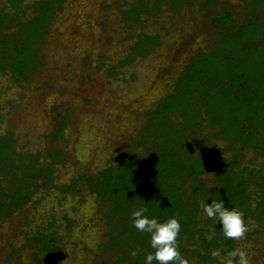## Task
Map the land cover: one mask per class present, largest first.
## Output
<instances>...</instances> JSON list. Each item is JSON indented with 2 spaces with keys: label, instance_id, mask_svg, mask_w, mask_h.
Wrapping results in <instances>:
<instances>
[{
  "label": "trees",
  "instance_id": "1",
  "mask_svg": "<svg viewBox=\"0 0 264 264\" xmlns=\"http://www.w3.org/2000/svg\"><path fill=\"white\" fill-rule=\"evenodd\" d=\"M7 1L13 11L0 9V74H9L22 86L41 70L39 47L65 0H37L31 5L33 16L26 21L16 13L23 12L22 1ZM195 1L135 0L120 11L121 20L129 28L140 25L143 29V17L161 12V5L177 13ZM240 1L245 10L242 17L218 0H204L203 8L209 10L207 22L215 32L213 45L188 59L173 91L147 113L140 139L118 149L117 163L111 160L97 174L75 177L60 188L62 195L76 194V187L84 183L96 195L111 230L107 247L115 252V259L110 264H145V255L152 251L148 235L131 223L132 211L140 207H147L145 215L160 222L179 218L181 255L192 254L202 263L215 260L214 250L227 255L235 248L219 222L206 218V226L199 224L202 202L222 200L225 207L242 211L247 224L250 219L264 220V182H255L248 167L239 170L241 150L250 149L264 157V0ZM127 38L135 41L120 65L143 58L160 46L157 35L143 31ZM109 74H116L114 68ZM69 118L67 112L50 134L52 141L64 135ZM212 138L227 142L225 151L231 153V159L208 182L204 175L209 166L199 151L209 147ZM15 145L10 132L0 136V218L25 206L38 181L44 187L57 188L54 167L66 162L57 148L48 151V162L42 165L41 153L20 154ZM256 176L264 181L260 173ZM252 185L261 189L255 199ZM32 240L48 256L57 244L54 233ZM133 249L141 254L132 257Z\"/></svg>",
  "mask_w": 264,
  "mask_h": 264
},
{
  "label": "rangeland",
  "instance_id": "2",
  "mask_svg": "<svg viewBox=\"0 0 264 264\" xmlns=\"http://www.w3.org/2000/svg\"><path fill=\"white\" fill-rule=\"evenodd\" d=\"M21 1L23 12L16 13L26 21L33 16L31 5L37 0ZM134 1L65 0L39 47L41 70L22 86L9 74H0V136L10 132L20 154L41 153L42 165L53 148L66 156L65 164L54 167L57 188L38 181L25 206L0 218V264H35L36 260L41 264H110L115 259V252L107 247L111 232L107 213L96 195L84 183L76 187V194L62 195L60 188L75 177L97 174L111 160L117 163L118 149L140 139L147 113L173 91L188 59L199 50L207 51L215 40L204 0L177 13L161 5V12L143 17V29L140 25L129 28L121 20L120 11ZM218 3L240 12V17L245 15L240 0ZM2 8L13 11L7 0H0ZM140 31L157 35L160 46L120 65L135 41L128 40V35ZM110 68L115 75L109 74ZM67 112L70 118L64 135L52 141L50 134ZM226 144L212 138L209 147L199 151L209 166L204 175L208 182L231 159ZM241 153L239 170L248 167L255 182L263 183L256 175L264 177V157L250 149ZM258 189L251 186L253 199ZM198 218L206 226L203 211ZM248 224L250 230L244 239L234 240V247L248 254L250 264H264V220L250 219ZM50 233L57 244L48 256L39 252L41 244L32 239ZM226 257L220 254L212 263H202L192 254L185 256L189 264H224Z\"/></svg>",
  "mask_w": 264,
  "mask_h": 264
},
{
  "label": "clouds",
  "instance_id": "3",
  "mask_svg": "<svg viewBox=\"0 0 264 264\" xmlns=\"http://www.w3.org/2000/svg\"><path fill=\"white\" fill-rule=\"evenodd\" d=\"M207 218L216 220L222 225V232L229 240L240 241L245 238L250 230V225L245 222L244 213L237 208L225 207L222 200L212 199L211 204L202 202L200 205ZM147 207H140L131 213L132 226L141 233L148 235L151 252L145 255V264H189V260L183 257L178 249V237L181 231L180 219L176 216L160 222L156 218L145 215ZM140 250H131L130 255H140ZM213 257L220 255V251L214 250ZM238 258V259H237ZM250 264L248 254L240 249L234 248L227 253L224 264Z\"/></svg>",
  "mask_w": 264,
  "mask_h": 264
}]
</instances>
